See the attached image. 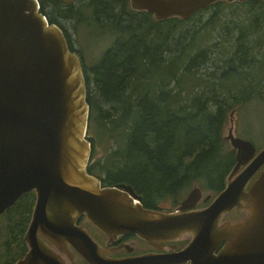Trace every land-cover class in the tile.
Masks as SVG:
<instances>
[{
	"label": "water",
	"instance_id": "1",
	"mask_svg": "<svg viewBox=\"0 0 264 264\" xmlns=\"http://www.w3.org/2000/svg\"><path fill=\"white\" fill-rule=\"evenodd\" d=\"M219 1L264 0H130V6L157 20H186ZM239 109L229 113L224 134L236 157L224 189L205 194L194 184L173 210L145 207L131 184L103 185L88 171L87 81L63 29L39 0H0V216L26 193L36 194L24 235L28 251L15 264H77L76 254L88 264H264V170L249 186L264 165V146L236 135ZM234 212L243 215L228 219ZM82 218L105 235V244L134 234L170 250L109 257L113 250Z\"/></svg>",
	"mask_w": 264,
	"mask_h": 264
},
{
	"label": "trees",
	"instance_id": "2",
	"mask_svg": "<svg viewBox=\"0 0 264 264\" xmlns=\"http://www.w3.org/2000/svg\"><path fill=\"white\" fill-rule=\"evenodd\" d=\"M39 1L49 21L63 29L71 51L82 58L90 105L88 128L95 118L101 140L116 132L123 137L118 149L97 164L89 163L88 171L107 185L131 184L148 208L162 209L157 206L159 199L176 197L192 182L198 185L195 180H201L207 191L223 190L236 163L235 149L226 155L220 150L227 114L229 117L237 106L264 96V11H254L251 19L239 20L235 49L233 44L223 46V52L230 53L226 62L231 71L226 77L211 81L199 70L208 61L212 47L221 42L218 38L207 44L220 24L224 5L264 8V1H219L186 20H157L151 13L133 10L130 0H89L85 4ZM208 9L214 10L208 20L187 34L181 32L182 24L198 19ZM72 20L76 25L92 21L102 32L115 35L113 44L89 67L92 79L64 25ZM258 71L261 74L255 76ZM166 85L171 87L166 99L160 100ZM104 104L114 105L104 109ZM95 112L98 115L94 116ZM97 170L105 171L106 177L97 175ZM35 202V192H28L0 216H8L13 222L4 243L7 249L0 254L5 255L7 264H14L28 249L24 235Z\"/></svg>",
	"mask_w": 264,
	"mask_h": 264
},
{
	"label": "rangeland",
	"instance_id": "3",
	"mask_svg": "<svg viewBox=\"0 0 264 264\" xmlns=\"http://www.w3.org/2000/svg\"><path fill=\"white\" fill-rule=\"evenodd\" d=\"M73 2L76 4L80 2H84L85 4L89 2V0H73ZM261 10L264 11V8L260 6H252V5L242 6L240 4H234L233 6H229L227 5V3L224 5V7L220 12V17H221L220 24L217 25L214 36H212V38L210 39L209 42H207V44H210L218 40V38H220L221 42L220 44L212 47V52L210 53V57L208 61L199 70L201 76H204L205 78H209L211 81L214 79H222L227 76L228 73L226 72L231 71V69L229 68L226 62L227 58L230 56V53H227V51L224 53L223 46H227L229 48L231 44H233V49H235L236 48L235 44L237 43V38L239 36V29L236 27L237 23H239V20L242 19H246V20L251 19L252 17L249 18V16L251 15L252 12L261 11ZM213 11H214L213 9H208L207 11H204L203 15L198 19L189 20L186 23L182 24L181 32L187 34L188 30L197 29L198 26L202 25L203 22L208 20V18L213 13ZM76 24L77 23L73 20L66 21L64 23L68 33L70 34V37L73 41L75 48L78 49V51L83 57V61L86 63L88 67L87 71L89 72V78L92 79L93 74L89 67L92 64H94L97 60L99 61L102 54L105 53L104 51L110 45L113 44V42L115 41V35L111 31H107L105 33L102 32L100 25H97L92 21H88L87 23H81L79 25ZM226 37H227V41L225 39ZM139 38L142 39L141 36ZM213 72L216 73L212 74ZM259 74H261V72L259 71L257 73H254L255 76ZM263 74H264V70H263ZM169 87L171 86L166 85L165 87L162 88V91L160 93L161 95L159 96L160 100L166 99L167 97L166 94H167V90H169ZM146 89L150 90V88H146ZM95 92L96 94H98L97 90ZM101 99L102 98L100 97V100ZM113 105L114 104H104L102 105V107L104 109H112ZM95 114L97 113L95 112L94 116ZM234 121H235L234 131L236 135L244 139L251 140L256 145L258 150L264 146V96L262 98L253 99L251 101L243 103L241 108L235 112ZM225 124L227 126L223 131L224 134L227 133V128H229L231 125L228 114ZM103 126L104 124L100 125V127ZM87 137H91L94 142L92 144V152L89 162L92 165L97 164V162L100 160H104L106 157L109 156V154L112 151L118 149L120 147L119 144L121 145L123 138L118 134V132H116L113 135L111 134V136L105 135L104 139L101 140V138H103L102 131L101 128H99V124L95 121V118L93 120V124L91 125L90 129L88 128ZM222 140H223V144L220 147L221 154L226 155L232 151L231 150L232 146L229 141H225L224 139ZM95 173L99 175L101 178L106 177L105 171L97 170L95 171ZM195 181L198 182L199 187L203 188L204 190H207L201 180H195ZM193 185L194 184L192 182L189 187H186L180 193H176L175 194L176 197H165L163 199H159V201H157V206L162 208L163 210H173L180 203V201L188 195V193L192 190ZM207 193L209 192L205 191V194ZM204 205L206 204H203L202 206ZM242 215L243 214H237L234 212L228 216V219L238 220L242 217ZM83 223L93 234H95V237L103 238L105 236L104 234L98 232L96 228L86 218H84ZM12 225L13 222L10 221L8 216L2 217V219H0V254L1 252H5V250L7 249L6 246L4 247V243L8 240V229ZM123 242L129 244L136 243L139 246L149 245L148 243H146V241L142 239L139 240V238L134 236L133 237L130 236L129 238L125 239ZM16 250L17 248L14 249V251ZM6 262L7 261L5 255L0 257V264H7Z\"/></svg>",
	"mask_w": 264,
	"mask_h": 264
},
{
	"label": "flooded vegetation",
	"instance_id": "4",
	"mask_svg": "<svg viewBox=\"0 0 264 264\" xmlns=\"http://www.w3.org/2000/svg\"><path fill=\"white\" fill-rule=\"evenodd\" d=\"M63 1H66V0H63ZM84 70V69H83ZM260 150V149H259ZM264 170V165L263 167L256 173V175L253 177V179L251 180L249 186L251 185V183L253 182V180L261 173V171ZM119 183V182H117ZM106 184V183H105ZM194 187V186H193ZM204 191H207V190H204ZM213 195H216L217 193H214V192H211ZM142 196V195H141ZM143 198V196H142ZM143 201V200H142ZM208 203V202H207ZM207 203H201L200 205L202 206L203 204H207ZM238 214V213H237ZM84 218H82L80 220V224H83L84 225ZM130 236H123L121 238H119L117 241H114L112 243H109V244H105L106 243V240H105V236L103 238H100V237H96L98 239V241L103 244L104 246H106L107 248H110L112 249L113 251L112 252H109V257H114V258H120V257H127V256H133V255H137V254H144L146 252H151V251H157V252H162V251H168L170 250V248L168 246H164L163 249H154V247L151 246V244L149 245H145V246H139L137 245L136 243H133V245H131V249H128V247H125L123 243H126V242H123L125 239L129 238ZM187 241L186 242H177L176 245H177V249H180L182 248L184 245H186ZM173 250V249H172ZM28 251V249H27ZM26 251V252H27ZM26 252L24 253V255L26 254ZM23 255V256H24ZM22 256V257H23ZM21 257V258H22ZM74 262L77 263V264H88L86 263V261L81 257L79 256L78 254H76V256H74ZM73 263V262H72ZM15 264V263H14Z\"/></svg>",
	"mask_w": 264,
	"mask_h": 264
}]
</instances>
